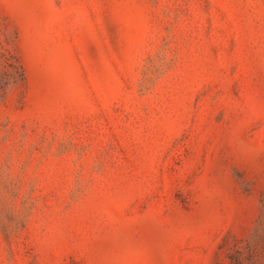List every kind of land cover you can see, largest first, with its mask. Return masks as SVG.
<instances>
[{"label": "rangeland", "instance_id": "rangeland-1", "mask_svg": "<svg viewBox=\"0 0 264 264\" xmlns=\"http://www.w3.org/2000/svg\"><path fill=\"white\" fill-rule=\"evenodd\" d=\"M0 264H264V0H0Z\"/></svg>", "mask_w": 264, "mask_h": 264}]
</instances>
